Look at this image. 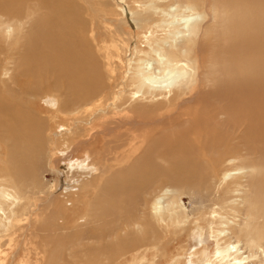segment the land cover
I'll list each match as a JSON object with an SVG mask.
<instances>
[{"label": "bare ground", "instance_id": "obj_1", "mask_svg": "<svg viewBox=\"0 0 264 264\" xmlns=\"http://www.w3.org/2000/svg\"><path fill=\"white\" fill-rule=\"evenodd\" d=\"M102 1L0 0V40L2 36L17 35L21 41L15 48L16 58H9L12 70L2 68L0 63V147L5 148L3 154L6 152L5 159L0 158L5 165L0 168V176L10 172L15 181L24 180L22 171L27 168L21 170V162L29 156L30 164L31 153L39 147L41 122L27 107L32 97L51 93L48 102L52 103L56 95L65 93L70 101L82 105L102 87L98 62L85 40L84 15L91 12L92 17H98L96 20L110 23L117 34L128 38V46L134 43L127 31V11L121 7L120 17L111 19L113 9ZM163 1L144 0L145 16L134 18L138 25L159 19L168 37L154 40L150 54L135 60L127 83L136 90L125 99L157 103L142 108L137 117H125L126 123L112 122L117 131L128 127V137L136 150L122 155V160H130L129 164L119 171L114 167V179L102 185L109 179L103 171L102 186L94 190L98 191L90 198L92 202L88 199L89 214L85 216L83 209L77 211L80 198L76 195L74 198L79 199L70 201L71 213L57 206L42 216L46 218L44 223L34 219L35 224H29L26 242L35 244L36 257L58 253V264H105L104 260L124 259L140 249L156 248V235L179 225L183 210L181 194L176 191L204 199L220 185L219 192L227 193L230 179L240 176L235 191L251 189L256 195L264 184V0H214L203 25L197 23V14L192 17L193 0H186L177 9L168 4L161 8ZM115 3L119 4L117 0ZM214 22L217 26L208 31ZM192 52L196 53L198 75L191 85L178 84L181 78H191L190 63L185 60ZM64 100L68 103L69 98ZM165 100L174 102L169 111ZM104 127L105 138H117L106 140L109 147L114 146L109 150L115 151L124 137L121 133L115 135L114 128ZM236 162L243 166H235ZM9 197L0 193V211L11 207ZM53 200L56 197L47 201ZM246 215L264 217V206L249 205ZM255 229L257 240L263 238L264 226ZM40 232L47 235L41 237L37 234ZM233 250L242 262L244 258L233 244L228 243L218 253L225 259Z\"/></svg>", "mask_w": 264, "mask_h": 264}, {"label": "rangeland", "instance_id": "obj_2", "mask_svg": "<svg viewBox=\"0 0 264 264\" xmlns=\"http://www.w3.org/2000/svg\"><path fill=\"white\" fill-rule=\"evenodd\" d=\"M78 1L81 3V0ZM94 1L95 4H97L102 0ZM103 1H107L113 9V12L109 15L111 19L116 20L120 17L122 13L120 10L121 7L124 11H127L129 18L127 19V23H129L128 26L130 27L127 31L130 32L131 41L134 43L128 46V38L126 39L117 34L110 23L96 20L98 17H92L91 12L84 15L83 20L85 21V26L83 32L85 33L86 43L90 46L92 56L98 62L102 87L92 100L87 102L82 101V105L81 102L73 103L72 100L70 101L69 94L65 93H63V95L62 93L56 96L54 95L56 100L52 103L48 102V99L52 97L51 93L45 94L46 96L43 94L37 95V97H32V100L30 98L28 99L31 101L29 102L30 105H27V107L33 110L32 112L40 119L41 126L39 132H41L40 137L42 139L40 140L45 143L42 144L39 140V147L36 148V150L38 151L42 146L43 147L40 152L36 150L34 152L33 150L31 153L32 156L30 155L32 160V162L30 160V164L28 162L29 156L22 160L21 164L24 165V168H21V170L27 168L24 172L22 171L25 181H15L10 172L0 176V193H7L11 199L10 203H12V205H10L11 207H2L0 211V264H58V253L46 256L40 254L37 256L38 258L36 257L37 251H35V244L33 242H26V237L30 233L29 230H31L29 224L37 220H39V223H44L46 218L42 216H46L48 210V212H51L58 207H62L64 213H71L70 201L75 199L74 197L76 195L80 198H78L79 201L77 202L80 208H78L77 211L83 209L82 211L85 213V216L89 214L90 209L88 204L90 205V202H92L90 198H94L98 191L94 190L98 187L100 188L99 185H103L106 180L112 181L114 179L112 176L116 174L118 169L120 170L121 168L127 167L130 160H122L124 158L122 155L128 151L136 150L137 147L128 137L130 135L128 127L123 126L122 131H117L115 129L116 126L112 125V122L116 125L120 123L119 121L126 123L128 120L125 117H137L142 108L148 107V104L154 105L157 103L154 101L146 104L147 101L144 100L139 102L135 100L137 103L133 101L126 102L125 99H129L130 94L136 90L134 86L127 83V80L129 79L135 60L138 57H143L144 54H150V49L154 46V40L161 41L163 40L162 38L168 37L166 36V29L161 27L162 23L158 21L159 19L151 21L148 25H138L135 23L134 18L136 16H145L144 0H117L119 3L118 5L115 3L116 0ZM185 1L186 0H165L160 4H163V6L161 5L163 9L167 4L171 6L172 9H177L180 6H184L186 4ZM207 1L208 0H193L191 4L194 8L193 12H195L193 15L197 14V17L196 15L192 17L197 18V23L199 25L202 23L204 24L207 14L212 11L211 3L214 0H209V3ZM217 1L218 0H215L214 2ZM173 6L175 7L173 8ZM166 9H168V7H166ZM130 11L132 12L131 15L129 13ZM130 19L134 22V26L131 25ZM213 26H217V24L215 22L211 23V26L208 27V31H211ZM208 35L209 34H207V36ZM20 42L17 35L1 37L0 63L2 68L7 67L12 70V67H9L11 65L8 64L9 58H16L18 50L15 48H18ZM10 43L12 45L16 43L17 46H10ZM195 54V52H192L191 58L185 60L187 64L190 63V70L192 71L193 69L192 72L190 71V80L186 81L181 78L178 84L191 85L195 81L198 75L197 65H194V60L196 58ZM49 94H51L50 97ZM116 96L117 98H115ZM65 97H67V99L69 98L68 103H65ZM185 97L186 96H184V98ZM179 99L182 98L180 97ZM165 103L166 107H164L167 108L168 111L174 105V102L171 104L168 103L167 100H165ZM135 105H138V107L131 109V107ZM101 111L105 113L100 114ZM105 125L114 128L115 135L121 133L124 137L121 142H117L119 143L118 149H114L115 151L109 150L110 148H114V146L109 147L108 144H106V140H115L117 138L104 137L102 133L104 132ZM4 151L5 148L0 147L1 159H5L6 152L3 154ZM127 155L128 154L125 156ZM107 156L108 158H106ZM99 159H102L103 162ZM106 160L108 161L106 162ZM26 165L32 167V170ZM105 166L107 168H105ZM235 166L241 167L243 163L236 162ZM108 167L110 168L108 169ZM114 167H117V170ZM0 168H5V165L1 161ZM113 169H115V172H113ZM244 171L250 172L249 170ZM102 174L105 178L108 177L109 179L106 178L104 180ZM96 176L98 178H96ZM239 177L240 176H236L230 179L229 184L231 186H229L230 189L227 193L225 192L223 194L219 192L222 188V185H220L218 189H216L218 191L215 190L211 193L209 195L210 198L205 196V200L192 196L184 190L176 191L181 194L179 201L180 208L183 210L179 225L177 227L175 226V229H169V231L165 233H158L155 240L157 243L156 248L143 249V251L140 249V251L138 250L136 253H132L131 256L130 253L124 259L120 257L113 261L104 260L105 264H264V237L257 240V229H255V227L260 229L263 228L264 217L257 215L252 218L246 215V209L249 205L264 206V195L258 196L264 191V184L260 185L256 195L251 189L250 192L243 188H241L242 191L240 193H237L235 191L237 189L235 182L238 181ZM262 179L264 181L263 176ZM102 180H104L103 183L100 182ZM28 182L32 185H27ZM231 183L234 184L232 185ZM4 184L6 185L4 186ZM81 185L82 187H80ZM66 191L69 193L65 195L64 192ZM80 192L83 194L81 195ZM55 197L56 201H47L52 198L55 199ZM78 199L76 198L75 200ZM88 199L91 201L89 202ZM41 202L44 203L41 204ZM50 204H52V206L49 208ZM256 209L258 210L260 208L256 207ZM256 209L255 211H257ZM251 210H253L252 207ZM54 214L56 216V212H54ZM24 216H27V218H23ZM28 219L29 221H27ZM246 227L249 228L247 229ZM222 231L223 234L219 235ZM37 234L41 237L47 235L45 232ZM48 236L51 237L52 235ZM256 242H258L257 245ZM228 243L235 245L239 253L242 254V258H244L242 262L238 260L239 256L236 255L234 250L229 253V256L225 259H222L223 256L219 255L218 252L220 249L225 247ZM50 249L51 246L48 247V251ZM61 249L62 248H60V250ZM64 255L66 256L67 253H64Z\"/></svg>", "mask_w": 264, "mask_h": 264}]
</instances>
